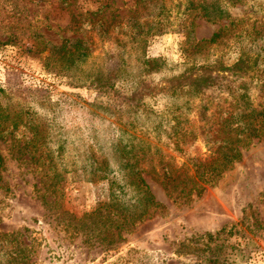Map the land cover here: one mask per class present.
I'll return each instance as SVG.
<instances>
[{"label": "rangeland", "instance_id": "obj_1", "mask_svg": "<svg viewBox=\"0 0 264 264\" xmlns=\"http://www.w3.org/2000/svg\"><path fill=\"white\" fill-rule=\"evenodd\" d=\"M65 41H82L86 56L59 50ZM242 52L259 55L264 78V0H0V131L23 124L0 139V232L20 233L1 242L5 250L31 245L24 254L33 264H213L196 254L203 237L226 229L218 241L226 243L227 264H264V136L241 147L213 183L198 182L193 162L218 150L225 114L258 107L264 93L229 71L214 73L202 92L185 87L126 103L134 90L160 89L219 60L229 67ZM145 58H155L156 68L145 69ZM105 79L110 95L119 93L117 107L133 117L109 114ZM23 126L35 130L33 141ZM182 128L188 138L172 134ZM123 147L149 153L139 171L164 207H153L118 241L67 231L64 221L122 200L92 175H126ZM166 175H179L169 189L161 183ZM201 187V196H186ZM235 226L238 233L228 232ZM242 238L252 241L246 246Z\"/></svg>", "mask_w": 264, "mask_h": 264}, {"label": "trees", "instance_id": "obj_2", "mask_svg": "<svg viewBox=\"0 0 264 264\" xmlns=\"http://www.w3.org/2000/svg\"><path fill=\"white\" fill-rule=\"evenodd\" d=\"M132 40L137 38L138 33L135 31L130 32ZM221 38V34H215L209 41L214 42ZM82 41L71 43L68 46V42L65 41V44L62 45L59 50L67 51L75 57L84 55V50ZM86 56V54L84 55ZM74 59V58H73ZM156 59L155 58H145L143 61V66L149 72L156 68ZM232 72L233 74L239 75L249 82V84L257 91L264 93V78H261L259 71V55H255L249 52H242L238 59L231 65L226 66V64L219 60L214 64L201 65L199 67H193L187 72L171 78L168 80L167 84L160 89L158 87L144 86L140 90H134L130 95L126 96V103L129 106L139 105L140 101L146 95H155V93L165 92L168 94L174 95L179 91V89L190 87L195 89L197 92L204 91L207 87H210L216 80V76H213L214 73H222L223 75L227 72ZM101 85H104L107 92L110 95V89L113 87L111 79H105V82L101 81ZM103 87V86H102ZM102 91V89H100ZM103 92V91H102ZM104 93V92H103ZM107 105L113 107L112 112H109L112 116L121 118L124 114L128 116L134 115V112H124L122 113L118 106V102H122L119 99V93L116 92L113 96H107ZM248 94H245L246 96ZM243 96V95H242ZM248 101V100H247ZM250 103V102H249ZM111 111V110H110ZM22 123L18 120L11 122L5 126L6 132L0 131V139L3 138L4 134L13 135L12 130L21 129ZM27 127V125H25ZM23 126V127H25ZM22 128V130L26 129ZM29 138L33 141L36 136L35 130L29 128ZM29 130H25L29 132ZM222 133V138L220 140V147L216 152H212V156L204 161L193 159L194 166L196 168L195 177L198 179V182L202 184L213 183L218 175L230 165L241 153V147H244L246 144L252 142L255 139H260L264 136V103L254 107L251 103L248 107L242 109H236L235 113H230V115L225 114L219 128L216 132V137ZM174 136H179L188 138L189 134L186 132L185 128L181 130H174L172 132ZM177 146V145H176ZM121 154V165L123 169L129 168V172L121 177H114L107 170H101L99 173L96 171L93 172L94 181H103L107 182L109 190L112 192V195H119L118 197L112 198V204L110 206L105 204L104 206H98L93 213L87 214L84 218L74 221H64L62 224L66 230H73L77 235L82 234L84 236L92 237H102V240L114 241L113 238L117 236V240H120L122 237V232L128 231L129 227H132L136 222L142 221L150 210L155 206L164 207L161 203L156 200L155 195L153 194L150 186L148 185L145 178L141 175L139 171V165L143 162L149 160L148 152L141 150L135 152L133 147H123L120 150ZM33 160V158H31ZM104 164V162H102ZM106 164V163H105ZM2 167V158L0 156V169ZM102 166H100L101 168ZM99 168V169H100ZM179 175L177 176H165V180L161 183L167 188L169 183L178 180ZM52 179H56L54 176H50L49 182L52 183ZM1 181V176H0ZM59 186V185H58ZM125 188L131 189L130 192L132 196L126 197L127 192ZM183 191V190H182ZM196 192L197 197L201 196L203 188L195 189L190 188L186 196H190L192 193ZM43 202L49 204V201H46L45 196H43ZM79 222H82L81 224ZM244 225L243 223L241 224ZM240 226L232 227L228 229V232L235 231L239 232ZM227 231L222 229L221 231L214 235H208L203 237L202 241H205L201 248L202 253L199 251L197 258L204 257V260H208L213 264H227L224 257L222 256L223 250H226V243L220 242L219 236L223 232ZM16 235L20 233H3L0 232V248L4 249V255L0 252V264H33L27 258V254H24L25 250L31 248V245L25 244L14 249L10 253L5 250L1 242L8 243L16 240ZM22 235V234H21ZM14 238V239H13ZM205 239V240H203ZM246 246L252 241L249 238H242ZM191 242V241H188ZM180 246L184 248H189L188 243H182ZM14 247V245H13ZM178 255H184L182 252H176ZM194 253V252H192ZM28 260V261H27Z\"/></svg>", "mask_w": 264, "mask_h": 264}]
</instances>
